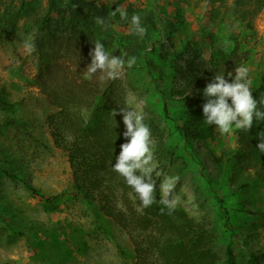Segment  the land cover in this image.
<instances>
[{"label": "rangeland", "instance_id": "374dc122", "mask_svg": "<svg viewBox=\"0 0 264 264\" xmlns=\"http://www.w3.org/2000/svg\"><path fill=\"white\" fill-rule=\"evenodd\" d=\"M39 1L44 7L48 3ZM130 4L140 11H126L129 19L140 15L149 39L131 34L130 23L118 16L112 21V29L116 40L140 41L146 47L138 62L119 74L125 83L128 108L142 110L151 129L152 166L156 169L153 178L159 188L165 175H178L180 179L168 198L195 221L208 223L215 233L221 232L223 222L215 196H225L235 231L232 251L237 264H249L240 241L244 238L252 243L253 251L264 253V183L257 182L253 171L236 162H229L237 172L230 185L235 187L239 180L251 182L244 193L231 195L220 188L223 178L219 175L211 182L204 178L170 121V117L178 119L184 112L182 97L169 95L176 93L169 82L163 85V101L150 81L144 58L151 61L158 76L168 79L175 72V62L186 66L189 60H219L223 52L227 55L235 50L247 57L242 65L249 69L252 90L264 78V0H126L119 8L125 11ZM233 11H243L244 15ZM253 14L250 27L247 21ZM33 34L32 21L21 20L12 39L0 40V93L14 104L9 111L0 110V161L24 174L42 195L52 199L46 201L21 183L0 175V264H134L125 233L110 219L97 217V207L71 189L67 159L53 146L47 129V117L57 108L49 104L36 84V57L26 54L22 46L25 39H33ZM225 40L232 42L230 47L224 46ZM165 103L169 116L163 110ZM5 118L13 124H6ZM237 132L221 135L217 131L206 145L225 161L240 148ZM160 196L162 199L163 193ZM226 243L220 240V244Z\"/></svg>", "mask_w": 264, "mask_h": 264}, {"label": "trees", "instance_id": "16d2710c", "mask_svg": "<svg viewBox=\"0 0 264 264\" xmlns=\"http://www.w3.org/2000/svg\"><path fill=\"white\" fill-rule=\"evenodd\" d=\"M125 2L48 0L44 7L39 0H0V40L12 39L21 20L32 21V40L36 46L32 54L37 59L35 81L49 104L57 108L56 113L47 117V129L53 146L61 150L67 159L71 189L82 200L97 207V217L101 215L110 219L125 233L132 246L134 264H237L231 248L235 231L230 225L225 196H215L222 209L223 221L221 232L215 233L208 223L195 221L180 208L174 207L171 214L167 209L162 212L159 190L155 193L157 202L149 208H141L135 194L112 171L111 165L115 163L119 146L125 141L121 135L124 131L121 117H114L115 124L111 111L128 108L125 83L120 74L111 80L102 73L87 78L86 66L90 63L92 44L97 40L104 43L114 56L119 55L125 60L136 57V63L146 50L140 41L127 43L123 38L116 40L112 29L113 19L108 13ZM237 5L239 7L241 3ZM125 11L140 10L130 4ZM233 12L237 16L244 15L243 11ZM97 16L108 20L106 28L101 29L95 24L94 18ZM253 17L254 14L247 21L250 27ZM147 34L144 39H149ZM225 53L219 60L200 63L189 60L186 66L175 62V72L168 79L158 76L151 61L145 58L144 66L162 99H166L163 85L169 82L176 89V93L169 95L179 94L182 97L184 112L178 114V119L170 117V121L181 135L185 149L197 161L204 178L211 182L212 177L221 176L223 181L220 188L235 195L244 193L251 182L239 180L232 187L230 181L237 172L229 162H236L253 171L255 180L264 183V154L256 150V134L264 132V121L259 124L254 122L248 132L238 130L240 148L225 161L217 158L206 145V140L214 138L217 130L203 124L202 105L205 100L202 90L223 68L225 78L230 81L227 73L233 72L234 68L247 60L246 56L235 50L227 55ZM124 70L129 68L125 67ZM252 95L257 99L264 97V78L261 84L253 87ZM13 106L0 93V110L9 111ZM163 110L169 116L166 103ZM5 121L6 124H13L12 121L7 122V118ZM248 160L251 163H247ZM0 175L21 183L32 194L46 201L52 199L42 195L24 174L9 169L5 161H0ZM222 239L224 243L227 240L225 245L220 244ZM240 242L247 250L249 264H264V253L253 251L252 243L244 238Z\"/></svg>", "mask_w": 264, "mask_h": 264}, {"label": "clouds", "instance_id": "9594fccd", "mask_svg": "<svg viewBox=\"0 0 264 264\" xmlns=\"http://www.w3.org/2000/svg\"><path fill=\"white\" fill-rule=\"evenodd\" d=\"M108 16L112 19L119 17L121 21H127L131 25V34L143 38L146 28L141 22V16L133 14L130 19L126 11L116 7ZM96 25L101 29L106 28L108 20L97 16L94 18ZM231 41L225 40L224 46L230 47ZM89 53L90 63L86 66V76L91 78L93 74L102 73L107 79L118 78L119 73L127 68H132L136 63V57L125 60L121 56H114L105 48L104 43L97 40ZM23 50L31 55L36 51L35 42L31 39L23 41ZM234 72V75H233ZM227 73L230 81L225 78L223 71L215 73L211 81L202 90L205 102L202 105L203 124L213 127L221 135L233 134L237 130L248 132L254 122L264 121V97L253 98L250 87L249 69L240 65ZM119 115L124 131L122 137L124 143L119 146V153L115 156V163L111 165L112 171L121 177L139 200L141 208H149L157 202L155 193L159 190L163 193L159 201L163 212L168 214L174 210L173 202L168 198L180 177L178 175H165L159 188L154 180L156 169L152 166L153 148L151 129L145 122L142 110L120 107L119 111L113 109L111 117ZM116 124V122H115ZM256 150L264 154V132L256 134Z\"/></svg>", "mask_w": 264, "mask_h": 264}]
</instances>
